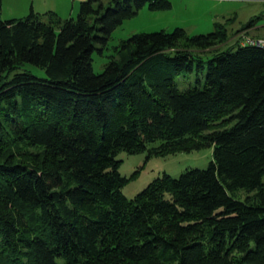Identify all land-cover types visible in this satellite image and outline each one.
Listing matches in <instances>:
<instances>
[{"label":"trees","instance_id":"obj_1","mask_svg":"<svg viewBox=\"0 0 264 264\" xmlns=\"http://www.w3.org/2000/svg\"><path fill=\"white\" fill-rule=\"evenodd\" d=\"M2 2L0 264H264V46L228 45V18L207 34L136 33L96 73L94 52L125 20L171 0L8 20ZM203 146L206 168L124 195L135 174L121 175V151Z\"/></svg>","mask_w":264,"mask_h":264},{"label":"rangeland","instance_id":"obj_2","mask_svg":"<svg viewBox=\"0 0 264 264\" xmlns=\"http://www.w3.org/2000/svg\"><path fill=\"white\" fill-rule=\"evenodd\" d=\"M32 1L34 0H3L2 19L8 20L13 19L16 15L19 17L28 15L31 12ZM171 2L172 7L167 10H151L146 5L137 15L125 20L113 32L103 53L94 52V71L101 73L110 61V57L114 55L115 47L121 41L130 38L136 33L160 30L171 32L176 27H182L189 35L207 34L214 30L216 22L224 23L227 21L226 19L230 18L228 45L237 38L242 39L245 36H250L246 29L242 30L246 21L249 20L247 18V9L249 7L246 4H233L228 1L218 2L215 0H171ZM62 7L65 8V5L62 4ZM232 10L237 11V16L230 14ZM78 12L79 10L72 16L63 17L76 18ZM234 17L237 19L234 20ZM239 27L240 29H237ZM28 68L37 76L44 77L46 75L43 69L35 65L28 64ZM176 79L181 89H185L190 84L195 85L198 83L196 72L188 76L180 75ZM200 79L204 83L205 74ZM154 145L151 144L150 147ZM117 159L121 160L119 171L122 176L130 177L135 174L123 187L124 195L132 198L147 187L151 181L163 176L164 173L179 177L186 169L206 168L213 160V147L203 146L192 151H178L166 155H151L149 151L140 153L121 151Z\"/></svg>","mask_w":264,"mask_h":264},{"label":"crops","instance_id":"obj_3","mask_svg":"<svg viewBox=\"0 0 264 264\" xmlns=\"http://www.w3.org/2000/svg\"><path fill=\"white\" fill-rule=\"evenodd\" d=\"M82 1L84 0H34L32 1L31 10H34L39 13H44L46 11L53 10V11H56L58 14H60L62 17L72 16L75 12L79 10L80 3ZM215 1H218V2L228 1L233 4L248 5L247 7L249 8L247 9L248 10L247 18H249V20L253 19L254 22L246 30L248 31L250 36L264 38V0H215ZM62 4L65 5V8L62 7ZM236 12H237L236 10H232L230 14L236 15L237 14ZM23 16L21 15V17ZM13 18H20V17L16 15ZM234 18H235L234 20L237 19L236 17ZM248 21H246V23ZM237 29H240V27Z\"/></svg>","mask_w":264,"mask_h":264},{"label":"built area","instance_id":"obj_4","mask_svg":"<svg viewBox=\"0 0 264 264\" xmlns=\"http://www.w3.org/2000/svg\"><path fill=\"white\" fill-rule=\"evenodd\" d=\"M243 44H252V45H257V46H264V38L261 37H247L245 36L243 38Z\"/></svg>","mask_w":264,"mask_h":264}]
</instances>
